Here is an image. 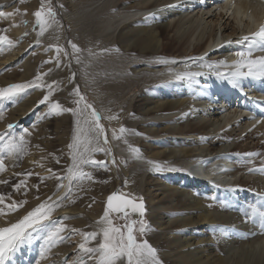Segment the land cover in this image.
I'll list each match as a JSON object with an SVG mask.
<instances>
[{"label": "rangeland", "instance_id": "rangeland-1", "mask_svg": "<svg viewBox=\"0 0 264 264\" xmlns=\"http://www.w3.org/2000/svg\"><path fill=\"white\" fill-rule=\"evenodd\" d=\"M103 1L96 2V4L93 5L94 3L92 4L90 0H45V11H47L48 7H51L53 12L56 14L55 19L58 23H53L51 27L44 31L43 35L40 34V26L36 23V18L33 15L35 11L40 9L41 0H24L23 3H21L20 0H15L14 5L17 10L20 11L16 10L15 15L12 16L0 17V36L11 34L13 38V40H11V45L7 42L0 44V89H5L16 84H29L30 82L36 81L37 76L41 77V80L36 81V83H39L41 87H28L19 91L17 95L12 98L7 96L0 98V125H3L6 121H8L9 125L14 126L12 132L17 138H19L21 134L24 136L23 151L17 155H5L3 157L5 170L0 172V181H6V183H0V195L5 198L4 204H0V208H3L5 213H8L9 210L5 207V205L12 204V201H15L16 199L18 200V204L26 201V203H23L18 210L11 212L5 217H0V227H7L11 223L19 221L40 204H45L46 206L53 204L52 208L50 207L52 210L49 219L43 221L39 226L40 228H43V230L34 232L32 240L29 243L22 245L15 253H13L6 261V264H46L44 263V260L50 256V254L57 255V257L53 256L51 259L53 262L62 259V263L60 262L58 264H80L81 259L86 261L87 264H94V262L89 260L87 255L82 252H78L75 256L68 255V259L67 254L64 257L59 253L61 252L60 250L69 244L67 242L70 239L69 237L71 235H76V232H72L71 229L69 230L68 225H70V223H81L83 225L82 226L80 224L81 227H85L84 230L89 233L93 231L99 232L101 225H99L97 221L101 218L96 214L92 216L91 213L95 209H103L104 211L107 197L113 192H119L121 195L130 197L135 201H142L145 203V206L148 203L147 199H145L146 196H151L152 194L154 198L158 196V198H156L157 202L154 203L156 206H166L169 207L171 211L172 209L176 210L177 207L188 204L186 200L181 199V197L178 198L174 192L170 191L173 188H177L175 193H179L181 191L187 192L186 185L190 183V179L186 171V162L195 158H209L211 156L212 158L210 159V163L214 162L216 161L215 159L218 158L217 156L220 149L221 151L225 153L228 152V154H230L233 161V167L237 170L236 173H233V176L229 178L231 181L230 186L234 189L236 188L235 191H243L245 194L248 192L256 193L260 196V198H262V201H264V163L259 164L264 162V153L261 154L262 157H259V152L264 150V123H260V120L248 119V117L240 122H236L235 124L227 125L226 122H222L219 132L199 136L200 139H204L205 144L194 145L191 144L190 140L193 139L191 136L182 137L176 133L172 134L170 132H164L165 134L163 133V136L159 135L161 136H158L159 138L156 136V140L147 141L145 143L146 145L144 144L143 147L135 145L137 144L136 142L146 139L148 134H152V132H162L169 128L171 130L180 128V126L184 124L183 122L187 121V117H182V115L184 116V112H186V110H183V108H185L184 106H186L184 105L180 108L182 110L175 114L159 117L161 123L158 122V124H156L151 131L148 126L146 127L143 125L137 130V132L135 131L136 133H128L129 131H126L124 134L120 133V128L124 127L128 120H131L134 123L138 121L136 120L137 118H141V109L146 110L153 108L157 105V102L165 104L169 97L176 96L183 87L188 90L190 79L187 77L174 78L169 74H164V67L154 68L146 65L147 63H145V60L147 59H144L141 62L142 66H138V62H135L136 58H138L135 57L137 55H123L124 53L120 51V53L108 52L102 55H97V53L93 50L92 45L94 43L92 41L95 39L91 36V23L89 24L90 21L86 19V16L97 6L105 4V0ZM184 1L192 3V1L195 2L196 0H183V2ZM253 1L261 6H264V0ZM179 2H174V5L172 6L180 13L182 12V15L184 14V16H187V8H183V4L180 5L182 0ZM135 3L136 5L139 4L140 0H135L134 4ZM131 5L132 3H126L122 7H130ZM216 5L217 6L214 7V10L209 15V17H212L202 21L201 25L203 27L200 26L199 33H201L203 29L208 28L207 30L209 31L210 28H215L218 22L221 21V18L220 21L217 20L221 13L223 14L222 16L225 17L221 21L222 24L226 22L230 28L228 33L232 32L233 29L242 33V31L245 30L243 27L252 22V20L248 18H244L243 21H240L239 19L238 21L235 16H233L234 19L233 17H230L228 20L231 14L229 13L228 16H225L226 10L223 11V9L218 8V6L221 5V2ZM22 6H24V8L26 6V8L22 9ZM28 8H32V10L29 9L30 11H28ZM161 9L162 8L159 7L157 10L155 9L153 11H142L133 15L131 19L138 21L135 23H137V27L140 29H143L146 25L157 29L160 25L166 24V18L169 19L168 21L175 22L178 16L179 18L181 16V14L177 15L173 12L163 14ZM0 12H2V10H0ZM103 15L104 13H101L100 18H103ZM175 15L177 16V18L175 17L176 19L174 18ZM4 19L7 21L11 20V22H5ZM255 21L256 20L254 19V22ZM123 23V19L116 18L114 20V30L119 29ZM261 27H264V23L260 25L257 31H255L258 32ZM256 32L253 33V36ZM116 33L118 32L116 31L115 34ZM197 37L198 36L196 35L194 39ZM241 38L242 35H235L228 42L222 40L220 43L221 45H219L223 47L225 44L231 43L233 39H236L235 41H238L240 45L245 46L244 52H247L249 50V44L246 43V40ZM255 41L256 42L253 44H259V41L264 42V40H261L260 38H256ZM48 43L50 44L48 45ZM71 44H75L79 51L75 52L72 49ZM253 44L251 47H255ZM57 47L61 48L62 51L57 53ZM259 48L261 47L259 46ZM251 51L252 55L249 59L254 57V60L256 58H260L261 56L264 57V50L257 49V51H254L251 48ZM134 62L137 65L134 64ZM56 68L60 71H65L67 68H70L73 71L75 77L69 82L70 89L69 91L67 90L69 94H67V91L65 90L66 88H63L67 85L66 77L62 79V85L60 84L59 86H55L52 83L51 85L48 82L52 76H55L56 72L53 73V71ZM186 68L188 67H183V69ZM191 71H202L201 73L203 74H211L206 70H196L194 68H190L186 72ZM193 74H195V72ZM126 81L133 82V90L132 88L131 90L126 89V84L120 87L122 88L120 90L119 88H116L115 90L110 88L111 84H119ZM156 83L167 84L168 91L158 96L149 92L150 94H145L144 96L139 97L143 87ZM48 85H51L52 92L50 100L45 103H40L44 96L50 91ZM77 89L79 90L80 95L85 98L79 105L74 103V101L79 99L78 96L73 94ZM59 95H62V98H60V100L62 99L61 101L58 98L61 97ZM111 96L113 97L110 98ZM252 96V99L254 100L260 99L259 94L256 91L252 92ZM142 98L148 99L146 100L148 102L145 104L144 102L146 101L138 103V108L140 109V114L138 113L139 116L135 114L131 117H125V112L129 110V112H131L132 109L129 108H132V106ZM187 99L188 98H186V100ZM55 102H58L63 109H69L68 105H71L70 109H83L84 104L87 103L92 105V109H94L101 117L100 123L105 129V135L107 136L108 142L104 143V137L102 136L99 139V145L105 149L106 152H93L92 158L102 157L106 167H103L102 169V167L97 168L93 165H80L83 172L91 174L92 179H81L78 173L75 177H69L68 169L73 167V161L71 159L72 150L64 148L63 144L61 145L60 135H56L57 132L59 133V130L56 129V124L60 119L74 118V116L71 112L59 110L54 111L55 113L53 114H44L48 108L50 109V104ZM187 103L190 104L189 100H187ZM22 108L28 109V117L18 118L16 122H13L12 119L16 118L17 115L20 114L18 111L19 109L22 110ZM92 109H88L87 112H91ZM236 109L237 111L240 110L238 107H236ZM236 109L234 108V110ZM190 110H192V108ZM87 112L85 114H87ZM209 112L210 111L207 113ZM111 117H115V119H110ZM80 119L83 123L84 116L82 115ZM249 122L252 124L251 127L248 130H242V128L244 129L250 124ZM82 123L81 125L83 126ZM36 126H42L45 128L48 127L54 130V134L52 136H44V138L40 139L41 143L37 148L32 147V144L27 141L29 132L33 129L34 135V130H37ZM0 127V134H6L9 131L8 126L4 128H2V126ZM39 130L41 132L42 129ZM67 131H70V129L65 130V137H67ZM113 133H115L116 136H120V139L114 138ZM73 134L74 131H72V134L68 136L69 138L67 137L68 139H71V143ZM5 138H7V136H5ZM147 138L149 139L150 137ZM111 140L114 141V143H111ZM57 146L60 151H64L63 153L69 150L70 153H67L70 155H66L67 157L63 155L62 158L60 157L61 159L56 156V160H53ZM214 146L218 147L217 152L212 151V147ZM125 149H127L126 153ZM133 150L142 155L141 162H136L134 160L136 156L131 155L134 153ZM173 151L177 153V157L173 158V161L172 159L168 161L163 157L164 153L168 155ZM111 155L113 156V162ZM16 157H21L18 164V168L21 170L24 169L26 163L32 160V166H30L28 170H24V172L22 171V175L20 177L16 176L17 174L15 172L10 173L8 170V160L16 159ZM47 158H49V160H45ZM64 159L67 161H64ZM121 159H123V162ZM57 160L59 161L58 164ZM43 161L46 163L51 162L50 164L52 165H57L60 171L57 170L54 172L51 169L43 171V166L46 164ZM246 165L255 166V168H253L252 171L241 169L242 166ZM58 172H61L62 175L61 173L59 175ZM134 177L140 179V183L143 188L141 190H143L145 194L143 198H135L134 195L127 189L128 187L130 188L131 184L133 185ZM242 180L251 182L252 186L249 188L241 186ZM56 183H58L59 187L57 188L55 195L46 197L45 191ZM18 184L21 186L19 189H16L15 186ZM193 185L194 189L200 188L201 190L204 188V184L201 183L198 184V187L195 186V184ZM252 187L255 188V191L251 190ZM179 189L180 191H178ZM172 193L173 195H170ZM212 193L213 192L210 189V192L206 195L198 196L197 192L195 195L196 197L198 196L200 199L204 200L207 204L218 203L219 212L221 213L220 216L232 218L239 216L244 221L241 227H244H239L238 229L244 230L246 228L248 229V227H253L256 228V230L261 229V231L264 232V229L261 227V218L259 215H256L255 217L252 215L253 207L258 210H264L263 202L255 203L252 201V198L244 197L240 199L241 203L238 204V207L225 209V207H222L225 203H221V201L224 202V200H221L220 198L217 199V196L212 195ZM219 194L220 195L218 197L222 198V192ZM64 202L66 203L65 206L64 204L61 206V203ZM122 215L117 216L114 213L110 214V218L113 220L114 225L121 226L125 224V219L120 218ZM129 219H133V217L130 216ZM237 220L238 219H235L232 225H234L235 222L237 223ZM143 221L147 225V231L144 236H138L139 240H147L150 236H161L163 239L168 238L171 240L174 238L173 235L175 232L166 235L168 232L160 228L159 223L161 224L163 221L158 220V222H151L146 217V213ZM83 222L86 224L84 225ZM58 226L63 227V231L60 232L61 234L59 233V236L63 237V239L58 240H60L63 244L64 239H66L65 245L61 247L56 244L54 245V243L50 241H46L48 232ZM136 227L138 228L139 224H137ZM204 231L207 234L209 233L211 236V229ZM257 237L259 238L260 236ZM99 239L100 237H98L97 241H92L90 244L95 245ZM219 242L220 244H225V240L223 239ZM260 247H264V244ZM214 249L215 247H213L212 251H214ZM42 253H45L46 255L43 254L42 256ZM174 254H178V251H173L172 253L166 252V254H160V257L163 258L169 256L171 261H175L178 256L175 257ZM218 254L219 253L217 252H213V256L215 257Z\"/></svg>", "mask_w": 264, "mask_h": 264}, {"label": "bare ground", "instance_id": "bare-ground-1", "mask_svg": "<svg viewBox=\"0 0 264 264\" xmlns=\"http://www.w3.org/2000/svg\"><path fill=\"white\" fill-rule=\"evenodd\" d=\"M99 1H103V0H90L92 4L94 3L93 5H95L96 2ZM176 1L179 2L180 0H140V3L136 5V3L134 4L135 0H105V4L97 6L93 11H91L86 16L87 18L85 17L86 19H88V21H90L89 24L91 23V29H92L91 36L93 37V39H95V40L92 39L93 40L92 42H94L92 45H93V50L97 53V55H102L108 52L112 53L119 51L123 52L124 53L123 55H133V56L137 55L135 57L138 58H136L137 61L135 60V62H138L137 63L138 66H142L141 62L144 59H147L145 60V63H147L146 65L152 66L154 68L164 67V71H163L164 74H169L174 78L187 77L188 79H190L189 80L190 82L188 84L189 89L187 90L184 87L181 88L180 91L177 93V95L173 97L172 96L169 97V99L166 100L165 104L157 102V105L154 106L153 108L146 110L141 109L142 113L140 114L138 103L148 100L146 98H142L138 100L135 104L133 102L134 105L132 106V108H129L132 109L131 112H129L130 110L125 112V117H131L134 116L135 114L138 115V113L141 115L140 119L136 117L137 118L136 120H138L137 122L133 123L131 120L130 121L128 120L125 123L126 126L124 125L123 127L127 130V132L129 131L128 133L130 132L136 133L137 130L140 129V127L143 125H145L146 127L148 126V128H150L151 131L152 128H154V126L158 124V122L161 123L159 117L170 116L172 114H175L178 111H181L182 109L180 108L186 105L184 106L185 108H183V110H186V112H184V116L182 115V117H187L186 119L187 121L183 122L184 124H182L180 128L173 130L169 128V129H165L162 132H152V134L147 133L148 134L147 137L150 138L148 139L146 137V139L136 142L137 144L135 145H137L138 147H143L147 141L156 140L157 139L156 136L157 137L159 135L163 136L165 134L164 132L166 133L170 132L172 134L176 133L181 135L182 137L191 136L193 138L192 140H190L191 144L200 145V144H205L204 143L205 141L202 138L200 139L199 136L209 135L219 132L220 127L222 126V122H226L227 125L235 124L236 122H240L249 117L248 119H253V120L257 119L260 120V123H264V78L249 77V76L240 77L238 79L237 86L234 87L233 84H231V82L227 78H225L224 76L217 75V73H230L234 71L235 68L233 67V65L241 59L237 55V53L244 51L245 49V46H242L238 41H235L236 39H233L231 43L225 44V46L223 47L220 46L221 41L224 40L225 42H228L235 35H242L241 39H244V37H248L252 39L253 33L257 31V29L260 27L261 24L264 23V6L257 4L253 0H196L195 2L192 1V3L187 1L183 2L182 0L180 5L183 4L182 5L183 8L186 7L188 11L187 16H184V14L183 15L181 14L182 12L180 13L177 9H175L172 6ZM14 2L15 0H0V10H2V12L5 13H15L17 8L14 5ZM220 2L221 5L218 6V8L223 9V11L226 10L225 16H228L229 13L231 14L228 20L230 19V17L232 18L233 16H235V18L238 19V21L239 19L240 21H243L244 18H248L252 20L251 23L243 27L245 28V30H243L242 33L234 29L232 30V32L228 33V30L230 28L228 27L226 22L223 24L221 22L222 19L225 18L222 16L223 15L222 13L220 14V17L217 19L218 21H220L221 18V21L218 22L215 28L213 29L210 28L209 31L207 30L208 28L203 29L202 32L199 33L200 26L203 27L201 25L202 21L210 19L212 17V16L209 17V15L214 10V7L217 6L216 4ZM126 3H132V5L130 7L123 8L122 6H124ZM159 7L162 8L161 12L163 14L173 12L176 13L177 15L181 14V16L180 18L178 16L179 18L178 19L177 16L175 15L174 18L175 17L177 18V20H175L176 18L174 19L175 22L168 21L169 19L166 18L165 19V21L167 20L166 24L160 25L159 27H157V29H154L152 26H147V25L144 26L143 29H140L137 27V23H135L138 21L131 19L133 15L139 12L150 11V10L153 11L155 9L157 10V8ZM25 8L24 6H22V9ZM29 9L32 10V8H28V11H30ZM101 13H104L103 18H100ZM116 18L123 19L124 23L121 25L119 29L114 30L115 28L114 20ZM254 19L256 20L255 22ZM4 21L8 22L9 20L7 21L6 19H4ZM10 22L11 20L8 23ZM116 31L118 32L116 33L117 35L115 34ZM196 35L198 37L194 39ZM6 36L8 39L13 40L11 34ZM96 39L98 42L96 41ZM246 43L249 44L248 41H246ZM49 44L50 43H48V45ZM253 45H255V47H251V48L254 51H257V49L261 50L262 48H264L263 41H259V44L257 43ZM259 46L261 48H259ZM250 57H248V59ZM135 62L134 64H136ZM183 67H188V68L183 69ZM190 68L192 69L194 68L196 70L203 69L210 72L211 74L210 75L203 74L201 73L202 71L186 72ZM243 71H246V69H243ZM54 72H56L55 76H52L48 82L50 84L51 83L54 84L55 86H59L60 84L62 85V79L66 77L67 85L63 88L64 89L66 88L65 90L69 91L70 89L69 82L72 81L75 77L73 71L70 68H67L65 71L64 70L60 71L57 70L56 68L54 69L53 73ZM194 72L197 75L191 76V74H193ZM123 85H125L126 89L131 90L132 88L133 90V82L131 81H126L124 83H119V84L116 83L111 84L110 88L112 90L119 88L120 90L122 89L120 87H122ZM68 91L67 94H69ZM167 91H168V85L165 83L146 85L141 89V93L139 97H142L145 94H150L149 92H151L155 96L156 95L158 96L160 94L166 93ZM253 91H256L259 94L260 99L258 100L252 99ZM59 96H61L58 97L60 100V98H62V95ZM112 97L113 96H111L110 98ZM186 98H188L187 100H189L190 104L187 103ZM147 102L148 101L144 102V104ZM70 107L71 105H68L69 109ZM236 107H238L240 110L237 111ZM191 108L192 110H190ZM234 108L236 110H234ZM207 110L210 112L207 113L208 112ZM18 112L20 114L17 115L16 118L12 119L13 122H16L18 118L28 117L27 114L29 113V111L27 108H22V110L19 109ZM48 113L53 114L55 112L48 108L44 114L47 115ZM75 120L76 117L74 118L72 117L69 119L63 118L58 120L56 124V129L59 130V133L58 132L55 133L57 136L60 135L59 137H60L61 145L63 144L64 148L66 149L68 148L69 150L70 148L68 146L69 144H71V139H68L69 138L68 136L72 134V131H74ZM8 123L9 122L6 121L3 125L0 126H2V128L7 127L9 125ZM251 125L252 124L250 123L249 125L246 126V128L244 129L242 128V130H248L251 127ZM36 129L37 130H34V135L32 129V131H30L29 135L27 136V141L30 144H32V147L35 148L38 147V145L41 143L40 139L44 138V136L50 137L54 134V130L48 127L45 128L42 126H38ZM39 129H42L41 132ZM68 129H70V131L66 132L67 133L66 136L68 137L67 138L65 137V130ZM111 143H114V141L111 140ZM98 147L102 148L100 145H98ZM56 148L57 150L55 151V155L53 154L55 159L53 158V160H56V156L62 158L63 155L64 156L70 155L67 153L69 152V150L63 153L64 151L61 150L62 151L61 152L58 146ZM126 150L127 149H125V153ZM212 151L217 152L218 147L216 146L212 147ZM100 152H106V151H100ZM133 152L134 153H132L131 155L136 156L134 160L136 162H141L142 155L134 150ZM221 152L223 151H221L220 149L219 154L217 156L218 158L215 159L216 161L211 163H210V159L212 158V156L209 158H205V157L204 158L202 157L200 159L195 158L186 162L185 164L187 168L186 171L190 179V183L186 185L187 192L181 191L179 193H175L177 188H173L170 191L174 192V194H176L178 198L181 197V199L186 200L188 204L177 207L176 210L172 209L171 211L169 207L166 206L161 207L159 205L156 206L154 204L157 202L156 198H158V196H156L155 198L154 196H152V194L151 196H146L145 199H147L148 202L147 205L145 206L146 217L151 222H158V220L163 221L161 222V224L159 223V226L160 228L168 232L166 233V235L175 232V234L173 235L174 238H172V240L168 238L163 239L161 236H152V237L150 236L149 238H147L149 244L157 250V257L160 260L161 264H264V247H260L261 245L264 244V232L261 231V229L256 230V228L253 227H248V229L246 228L244 230L238 229L239 227L242 226V223H244V221L239 216H235V218L220 216L221 213L219 212L218 203L207 204L204 202V200L198 197L200 195L208 194L211 189V191L213 192L212 195L217 196L216 197L217 199L220 198L221 200H224V202L221 201V203L222 204L225 203L222 205V207H225V209H230L231 207L234 208L238 207L239 206L238 204L241 203L240 199L244 197L252 198V201H254L255 203L263 202L264 204L262 198H260V196H258L256 193L248 192L245 194L243 191L240 192L235 191L236 188L234 189L232 186H230L231 181L229 180V178L233 176V173H236L237 170H235V172L230 170L233 167V163H232L233 161L230 154H228V152L227 153L225 152L221 153ZM262 153H264V150L259 152V157H262L261 156ZM176 154L177 153H175L174 151L169 153L168 155L164 153L163 157L168 161L171 159L173 161V158L177 157ZM20 158L21 157H16V159H11V160L8 158L9 172L10 173L15 172L17 174L16 176L19 177L22 175V171L24 172V170H28L29 167L32 166L31 165L32 160H30L28 163L25 164L24 169L22 170L19 169L18 164L20 162ZM92 159L96 161H103L102 157H93ZM111 159L113 162L112 155H111ZM45 160H49V158ZM65 160L66 159H64V161ZM121 161L123 162V159H121ZM50 163H46L43 166V171H47L50 169L53 170L54 172H56L57 170L60 171L57 165H52ZM262 163L264 162H261L259 164ZM86 165H91V164H86ZM96 167L99 168L101 166L96 165ZM253 168H255V166L246 165L241 167V169L247 171H252ZM80 170L82 169L80 168ZM58 173L60 175L61 172ZM199 183L204 184L203 185L204 188L201 190L200 188L194 189L193 184H195V186L198 187ZM140 184H141L140 179L134 177L133 185L131 184L130 188L129 187L127 188L128 191L131 192L135 198H143L145 195L143 190H141L143 189L142 184L141 185ZM241 186L249 188L250 186H252V183L247 182L246 180H242ZM58 187H59L58 183L53 184L48 190L45 191L46 197L47 196L51 197L55 195ZM251 190L255 191V188L252 187ZM178 191H180V189ZM218 191L222 192L223 195L222 198L218 197L220 195L219 194L220 192ZM196 192L198 195L197 197L195 195ZM170 195H173V193ZM217 199L215 200L218 201ZM15 202L18 203V200L16 199ZM63 204L65 206L66 203L65 202L61 203V206ZM52 206L53 204L51 205L49 204L48 207L52 208ZM91 214L92 216L96 214L101 218L104 214V211L103 209L100 210L95 209L92 211ZM175 218H179V219H175ZM235 219H238L237 223L235 222V224L232 225ZM80 224L81 223L76 222L75 224L70 223V225H68L69 230L71 229L72 232H76V235H71L69 237L70 238L69 241H67L69 243L67 244L68 246L66 245L62 250H60L62 253L59 252L64 257L67 254V259H68V255L75 256L77 255L78 252L81 253L79 249V245L84 241V236L81 235V233H89L86 232L84 230L85 227L84 228L81 227L82 224L81 225ZM85 224L86 223H84V225ZM210 229L212 230L211 236L209 235V233L207 234L204 231ZM257 236L260 237L258 238ZM222 239L225 240L224 245L223 243L220 244L219 242ZM65 241L66 239H64V242L62 244L60 240H57V242L54 243V245L56 244L59 245L60 247L64 246ZM88 246L92 247L95 245L89 244ZM213 247H215L214 251H212ZM173 251H178V254H174L175 257L178 256L177 260L175 261H171L169 256L163 258L160 257V254H166V252L172 253ZM213 252H217L219 254L215 257L213 256ZM53 256L57 257V255L50 254V256L45 258L44 263L58 264L61 262L62 259L57 260L55 262L51 261Z\"/></svg>", "mask_w": 264, "mask_h": 264}, {"label": "snow or ice", "instance_id": "snow-or-ice-1", "mask_svg": "<svg viewBox=\"0 0 264 264\" xmlns=\"http://www.w3.org/2000/svg\"><path fill=\"white\" fill-rule=\"evenodd\" d=\"M20 2L23 3L24 0H20ZM12 15H15V13L0 12V17ZM33 15L36 18V23L40 26L41 35H43L44 31L51 27L53 23H58L55 19L56 14L51 7H48L47 11H45V0H41L40 9L35 11ZM256 38L264 40V27H261L251 40L248 37H244V40L249 41V50L247 52L241 51L237 53L241 59L233 65L235 70L230 73H217V75L229 79L234 87L237 86L240 77L249 76L264 78V57L255 60L248 59V57L252 55L251 46ZM4 42H7L9 45L12 44V41L8 40L7 36H0V44ZM71 47L75 52L79 51L75 44H71ZM261 50H264V48ZM56 51L59 53L62 49L57 47ZM243 69H246V71H243ZM39 80H41V77L37 76L36 81ZM36 81L30 82L29 84L11 85L8 88L0 89V98H4L5 96L12 98L17 95L19 91L28 87H41ZM48 87L50 91L44 96L40 103H45L50 100V96L52 95L51 85ZM73 94L79 97L78 100L74 101L77 105L84 101L85 98L80 95L78 89L75 90ZM50 109L53 111L71 112L72 115L76 117L72 143L68 146L72 150L71 159L73 161V167L68 169L69 177H75L78 173L81 179H92L90 173L80 170V165L91 164L93 166L99 165L101 167H106L103 161L92 159L93 152L106 151L98 147L100 137H104V143L108 142L105 129L100 123L101 117L92 109V105L87 103L84 104L83 109H63L58 102H55L50 104ZM88 109H92L91 112H87ZM86 112L87 114H85ZM82 115L84 116L83 126L81 125L80 119ZM110 119H115V117H111ZM13 128V125H8L9 131L6 134H0V172L5 170L3 163V157L5 155H17L23 151L24 136L21 134L19 138H17L12 132ZM119 131L121 134H124L127 130L121 127ZM5 136H7V138H5ZM113 136L116 139H120V136H116L115 133H113ZM57 163H59L58 160ZM0 183H6V181H0ZM20 186L21 185L18 184L15 187L19 189ZM4 200V196L0 195V204H4ZM23 203H26V201L20 202L19 204L13 201L11 205H5L9 210L8 213H5L4 209L0 208V217H5L11 212L18 210ZM51 210L52 209L45 204H40L19 221L11 223L7 227H0V264H6V261L13 253L25 243H29L33 238L34 232L43 230V228L39 226L43 221L49 219ZM111 213H122L123 215L120 218L125 219V224L121 226L114 225L113 220L110 218ZM132 214H138L140 217L144 216L145 209L142 201L137 203L133 199L124 197L119 192L109 195L104 214L101 219L97 221V223L101 225L100 231L81 233V235L84 236V241L79 245L81 252L87 255L88 259L93 261L94 264H161L157 257V250L153 248L146 239H138V236H144L147 231L146 223L142 219L139 221L129 219ZM252 215L253 217L259 215L261 218V227L264 229V210H258L253 207ZM137 224H139L138 228L136 227ZM62 231V227L58 226L53 228L48 232L46 241L56 243L58 239H63V237L59 236V233ZM97 237H100L99 241L95 246L89 247L88 245L92 241H97ZM41 255L43 256V253ZM80 264H87V262L81 259Z\"/></svg>", "mask_w": 264, "mask_h": 264}, {"label": "water", "instance_id": "water-1", "mask_svg": "<svg viewBox=\"0 0 264 264\" xmlns=\"http://www.w3.org/2000/svg\"><path fill=\"white\" fill-rule=\"evenodd\" d=\"M113 193H116V192H113ZM113 193H111V194H113ZM110 194V195H111ZM109 196V195H108ZM124 196V195H123ZM124 197H126V198H128V199H132V198H130V197H127V196H124ZM108 198V197H107ZM134 200V199H133ZM135 201V200H134ZM106 202H107V200H106ZM135 202H137V203H140L139 201H135ZM143 204H144V209H145V212H146V207H145V203L143 202ZM130 211V210H129ZM115 215H117V216H120V215H122V213L121 214H117V213H114ZM132 217H133V219L134 220H143L144 219V217H145V214H144V216L143 217H140L138 214H132L131 215Z\"/></svg>", "mask_w": 264, "mask_h": 264}]
</instances>
